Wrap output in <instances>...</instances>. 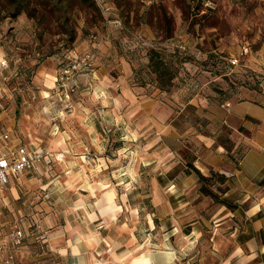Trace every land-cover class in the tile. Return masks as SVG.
<instances>
[{
	"label": "rangeland",
	"instance_id": "obj_1",
	"mask_svg": "<svg viewBox=\"0 0 264 264\" xmlns=\"http://www.w3.org/2000/svg\"><path fill=\"white\" fill-rule=\"evenodd\" d=\"M243 45L250 51L235 64ZM86 53L94 71L81 77L71 98L43 86L41 70L57 77L67 58ZM152 53L174 73L170 85L158 82ZM4 58L8 66L0 73L17 76L9 83L0 76L7 121L0 128L11 125L47 153L0 192V235L25 230L21 249L35 256L21 264L79 263L58 255L66 219L74 235L76 227L111 234L81 253L85 264H109L115 225L131 209L156 219L157 203L180 232L196 224L203 234L198 246L215 264L208 223L229 200L226 178L218 172L200 178L191 166L204 149L198 136L212 131L210 107L263 93L264 0H0ZM228 135L221 129L216 143L233 157L240 152ZM189 174L197 175L192 183ZM111 188L114 214L105 200ZM94 212L100 220L89 218Z\"/></svg>",
	"mask_w": 264,
	"mask_h": 264
},
{
	"label": "crops",
	"instance_id": "obj_2",
	"mask_svg": "<svg viewBox=\"0 0 264 264\" xmlns=\"http://www.w3.org/2000/svg\"><path fill=\"white\" fill-rule=\"evenodd\" d=\"M5 115L4 112L1 113L2 124L7 122L3 120ZM208 118L212 131L198 136V141L204 149L194 166L203 175L218 172L224 176L227 186L225 194L229 197L208 223L212 228L211 241L208 242V246L213 247L211 257L215 264H264V183H262L264 92L248 91L245 98L227 99L224 103L213 104ZM9 126L7 128L12 129V126ZM3 127L5 126L0 129ZM221 129L229 133L227 142L232 145L234 151H239V154L231 157L222 143H216V137ZM23 174L12 177L6 187ZM169 175L172 176V173ZM196 176L189 174L186 180L192 183ZM4 188L0 189V192ZM170 188H177V185L171 183ZM113 191L115 192L114 189ZM161 191L160 185L156 193ZM159 197L156 194L157 201ZM105 200L109 203L106 197ZM112 201L117 204L115 195ZM227 205L232 206L233 209L229 210ZM162 206L163 203H157L155 206L160 212V216L156 219L140 218L135 210L131 209L125 222L115 225L114 239L117 247L114 253L108 255L109 264H208L210 262L209 255L198 246L203 234L196 229V224L193 223L191 229L188 228L186 232H180L179 224L173 217L165 219L161 216L162 210L166 207L162 208ZM89 218L100 220L96 212L90 213ZM103 220L108 221L107 218ZM65 223L66 226L62 229L65 242L58 248V255L78 258L79 263L76 264H85V257L81 253L88 247L99 245L103 236L91 230L82 232L77 227L74 230L76 234L74 235L73 232L71 234L68 225L72 222L66 219ZM136 225L140 228L138 229ZM67 234L74 235V238L69 240L66 238ZM77 236L78 240L75 239ZM107 237L113 239L111 234ZM107 237L103 238L105 242ZM73 246L77 251L72 249ZM22 250L20 248V251H17L19 262L28 261H24L23 257L35 259L33 254Z\"/></svg>",
	"mask_w": 264,
	"mask_h": 264
},
{
	"label": "built area",
	"instance_id": "obj_3",
	"mask_svg": "<svg viewBox=\"0 0 264 264\" xmlns=\"http://www.w3.org/2000/svg\"><path fill=\"white\" fill-rule=\"evenodd\" d=\"M247 45H243L237 56H233V62L239 64L242 55L249 53ZM7 59L0 62L1 70L7 68ZM94 71L93 55L90 53L74 55L61 64L59 74L55 79V86L62 98L69 99L78 91L83 75L92 74ZM2 83H9L17 76V72L8 73L1 71ZM264 92V83H261ZM5 93L0 89V116L5 110ZM59 130V126H56ZM34 142L27 143L11 128L0 129V188L3 189L12 177L33 170L36 165L44 160L47 153ZM27 234L25 230L16 228L4 236L0 235V264H21L17 257V248L24 245Z\"/></svg>",
	"mask_w": 264,
	"mask_h": 264
},
{
	"label": "trees",
	"instance_id": "obj_4",
	"mask_svg": "<svg viewBox=\"0 0 264 264\" xmlns=\"http://www.w3.org/2000/svg\"><path fill=\"white\" fill-rule=\"evenodd\" d=\"M150 67H152L153 72L156 73L158 82L162 87L171 84L174 73L170 70L168 65L155 53H152L150 57ZM191 168L199 175L200 178H205L204 175H202L194 165H192ZM262 183H264V179Z\"/></svg>",
	"mask_w": 264,
	"mask_h": 264
},
{
	"label": "bare ground",
	"instance_id": "obj_5",
	"mask_svg": "<svg viewBox=\"0 0 264 264\" xmlns=\"http://www.w3.org/2000/svg\"><path fill=\"white\" fill-rule=\"evenodd\" d=\"M40 76L42 78V83H43V86L45 88H53L55 86L56 76L52 72L41 70ZM86 185H87L88 189L94 194L95 193L94 188L91 185V183L87 180H86ZM13 191H14V189H13ZM114 195H115V192L113 191V189H110L106 194V198L109 200L108 207L110 208V210H112L113 214L117 208V204H115L112 201V199L114 198ZM75 239L78 240L79 237L77 236ZM72 249L74 251H77L74 246L72 247Z\"/></svg>",
	"mask_w": 264,
	"mask_h": 264
}]
</instances>
